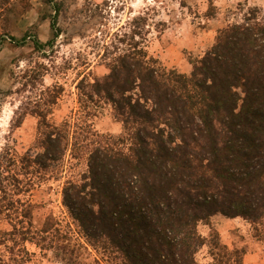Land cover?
Listing matches in <instances>:
<instances>
[{
  "label": "trees",
  "instance_id": "trees-1",
  "mask_svg": "<svg viewBox=\"0 0 264 264\" xmlns=\"http://www.w3.org/2000/svg\"><path fill=\"white\" fill-rule=\"evenodd\" d=\"M49 4L54 30L60 7ZM12 11L11 0H0V20ZM140 35L130 34L106 74L77 82L76 122L49 121L61 89L47 87L20 108L14 126L28 115L37 119L39 152L23 156L26 171L53 173L67 155L84 161L79 181L62 189L76 236L71 224L63 233L52 218L36 232L22 230L31 212L12 199L20 181L9 194L0 175V215L12 226L5 235L20 234L60 264H84L89 250L96 255L90 264H197L203 246L217 264H242L243 251L220 243L213 219H242L264 241V10L249 8L240 23L219 29L207 51L188 60L189 74L149 56L134 42ZM28 37L37 51L51 45L8 36L16 46ZM106 107L121 125L118 135L93 129L92 118ZM199 225L209 227L207 237Z\"/></svg>",
  "mask_w": 264,
  "mask_h": 264
},
{
  "label": "rangeland",
  "instance_id": "rangeland-1",
  "mask_svg": "<svg viewBox=\"0 0 264 264\" xmlns=\"http://www.w3.org/2000/svg\"><path fill=\"white\" fill-rule=\"evenodd\" d=\"M50 1L60 7L56 37L50 19L56 13ZM11 4L13 11L0 20V34L7 36L0 46L1 180L9 194L17 189L15 179L20 181L21 194L11 197L20 201L15 206L31 212L23 219L22 230L36 232L52 218L63 233L71 224L75 236L76 228L62 204V189L66 182L79 181L85 163L67 155L53 173L37 174L33 168L26 171L23 156L34 157L39 152L34 148L37 119L28 115L18 128L14 127L20 108L34 102L45 88L55 87L61 94L48 119L54 124L65 120L72 124L80 117L77 82L84 76L92 79L106 74V65L115 54L129 47L132 32L141 33L134 42L149 56L162 54L164 61L157 59L162 66L168 69L174 63L181 68L207 51L208 47L202 46L213 44L219 29L240 23L249 8L264 10V0H11ZM25 35L36 36L43 44L50 41L51 45L37 51L30 37L18 46L8 38ZM182 40L187 41L186 48L181 47ZM91 121L98 134L121 132L109 107ZM19 219L21 216L14 222L20 231ZM213 227L227 250L243 251L242 264H264V241L254 238L249 223L218 216ZM11 231V224L1 214L0 257L5 264H60L52 251L21 240L20 234L5 235ZM198 231L207 237L209 227L199 225ZM95 257L89 250L81 261L90 264ZM196 261L217 264L208 246L199 250Z\"/></svg>",
  "mask_w": 264,
  "mask_h": 264
},
{
  "label": "crops",
  "instance_id": "crops-1",
  "mask_svg": "<svg viewBox=\"0 0 264 264\" xmlns=\"http://www.w3.org/2000/svg\"><path fill=\"white\" fill-rule=\"evenodd\" d=\"M228 1H231V0H228ZM212 39H213V37H212ZM184 43L182 44V46L181 47H187L186 46V43H187V41L186 40H182ZM212 44H210V43H208V45H204V46H202V47H204V48H209L210 46H211ZM189 50V49H188ZM155 55V58L156 59H160V60H163L164 61V59H163V56H162V54H160V55H158V54H154ZM168 69H176L178 72H180V73H183V74H189L190 73V71H191V66L189 65V64H185V63H183V65H182V67L180 68L179 66H177L176 64H174V63H172V64H169V67H168Z\"/></svg>",
  "mask_w": 264,
  "mask_h": 264
}]
</instances>
